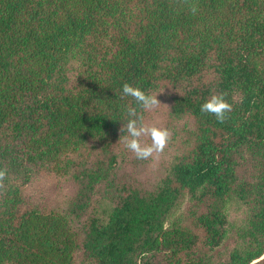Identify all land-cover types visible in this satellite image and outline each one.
<instances>
[{"label":"trees","instance_id":"1","mask_svg":"<svg viewBox=\"0 0 264 264\" xmlns=\"http://www.w3.org/2000/svg\"><path fill=\"white\" fill-rule=\"evenodd\" d=\"M0 264H264V0H0Z\"/></svg>","mask_w":264,"mask_h":264},{"label":"clouds","instance_id":"2","mask_svg":"<svg viewBox=\"0 0 264 264\" xmlns=\"http://www.w3.org/2000/svg\"><path fill=\"white\" fill-rule=\"evenodd\" d=\"M195 10V8L192 9L193 12ZM121 92L125 96L133 97L141 109H152L159 102L157 95L147 94L141 87L127 82L122 84ZM125 108L128 119L123 122L122 127L128 134L125 138L126 148L131 150L138 159H146L153 152L162 151L169 137V130L155 124H146L141 113L137 112L136 107L125 105ZM200 109L202 112L213 114L217 121L222 122L225 119L226 112L231 110V105L224 99L223 93H216L206 97L201 103ZM142 136H149L151 143L142 144L139 139Z\"/></svg>","mask_w":264,"mask_h":264}]
</instances>
